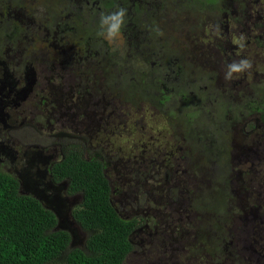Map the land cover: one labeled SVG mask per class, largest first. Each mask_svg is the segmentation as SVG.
I'll return each mask as SVG.
<instances>
[{"label":"rangeland","instance_id":"rangeland-1","mask_svg":"<svg viewBox=\"0 0 264 264\" xmlns=\"http://www.w3.org/2000/svg\"><path fill=\"white\" fill-rule=\"evenodd\" d=\"M260 3L263 6L261 8H264V0H260ZM195 22L196 18L191 19V24L187 23V27ZM179 24L184 28L182 22ZM159 25H156L157 30ZM251 25L248 24V27H251L248 30L254 35L258 34V29ZM169 27L168 23L164 27L160 26V33H167ZM236 28L237 25L228 24V30L221 32V27L214 21L201 22V25L196 28L195 33L203 36L198 40L204 44H211L212 48L213 46L216 49L223 48L222 44L228 41L227 49H225L227 52L222 56L225 61L222 64V59L213 62L212 66L203 72H211L212 76L222 74L221 83L224 86L219 87L231 89L233 100L238 101L236 93L238 91L245 99H260L264 106V91L260 89L264 85V37L261 44L255 46L258 48H255L248 40L251 38L248 36L250 34L247 31L236 34ZM182 32L183 30L177 31L179 36L182 35ZM146 33L153 36L155 32L149 29ZM231 34L236 35L230 39ZM122 42V39H119L116 44L120 54L117 58L123 57ZM241 44L243 47H240ZM240 59L249 60L251 68L243 73L234 74V78L231 80H226L224 76L227 65ZM200 60H202L200 57L193 59L195 63ZM41 74L43 73L41 72ZM251 79L254 81L250 85ZM61 83L58 79L52 78L45 86L17 88L18 99L15 110L18 111L16 115L19 116L20 126H31L28 122L30 120L36 126V130L31 132V137L28 138L24 132L28 135L27 130H31V128L26 130V128L19 127L16 132L19 142L13 145L14 152L3 156L0 154V159H6L7 169L3 171L11 172L21 179L22 185L19 191L41 200L56 215L58 227L70 233L72 246H83L87 233L76 225L70 213L79 201V196L78 194L69 195L65 182H51L46 172L49 163L52 160H57L60 156V147L76 144L81 150L83 148L82 141L79 139L50 136V133L58 134L63 130L74 133L82 128L90 136V145L84 151V155L98 154L107 160L108 166L105 171L111 182L114 181L115 191L111 196L113 205L118 203V210L123 216L131 213V216L139 217L142 213L144 216L152 217L153 221L150 222L153 224L156 220L155 226L157 224L159 235L162 232L163 237L167 238L165 245H160L159 241L149 244L144 239L150 230L138 228L133 233L134 241L137 244L123 264L214 263L215 258L211 254L210 244L200 243L208 237L199 239L196 234L192 235L194 228H191V224L195 222V218L193 213L190 215L185 212L191 210L189 197L179 194L180 197L186 198L185 201L173 197L175 196L172 191L174 183L171 178L173 172L178 173L179 180L185 178L181 154L187 150L185 142L177 135V132H174L178 127V116L165 120L159 114L158 106L153 108L137 94L127 96L126 100L108 102V98L112 96L108 87L103 91L101 90L103 87L97 90L99 95H105L106 98H98L94 106L93 104L89 105L90 99L86 98L88 105L79 109L73 104L79 88L76 86L65 87ZM194 83L196 86L201 84L203 88V85L208 86L206 80L194 81ZM47 94L57 96L53 97L58 101L57 103L51 101L55 105V109L49 106L50 104L46 106L42 103V101H46ZM220 99L215 96L203 100L198 111L201 114L212 111L216 101ZM223 100L228 99L224 98ZM96 105L98 107L94 108ZM137 106H142L144 111L138 112L135 109ZM155 111L156 113H154ZM258 115H252L251 118L259 117ZM245 130L250 131V127L247 126ZM243 131L241 125L235 126L231 132H227L225 126L222 129V139L225 140V147L229 148V153L221 159L224 165L219 169L224 172L223 178L232 193L228 194L227 207L221 208L223 212L220 214L222 217L225 215L228 218L227 222L222 223V238L225 244H218L228 251H225L227 255L219 256V259L220 257L227 258L221 264H264V248L260 255L256 253L257 245H261L256 238L257 232L259 234L264 232V121H259L257 141L251 134ZM251 138L254 146L250 141ZM0 141H3L2 137H0ZM26 143L34 145L28 146ZM53 143L54 145L51 146ZM40 145H46V147L42 149ZM153 156L157 159L158 167L169 171V180L165 181L162 175L161 177L156 176L155 180L147 179L146 183L144 181V186H139L138 197H127L126 185L129 183L130 176H134V174L145 176V170L149 167L148 161ZM126 163L127 166H124ZM121 164L122 166H120ZM113 167L121 172L123 179L119 178L118 181L115 178ZM208 175L211 178L213 172L210 170ZM237 178L240 180V186L241 181L243 182V188H237ZM194 180V175L191 173V182ZM223 184L225 183L220 184L219 182L216 185L222 187ZM143 190H150L148 197L142 195ZM245 192L249 197H242ZM235 196L239 197L240 201L237 202ZM228 206L234 209H230ZM244 206L246 207L245 211L242 210ZM186 215L189 216L191 224L188 219L182 217ZM197 230L195 226V231ZM262 243L264 245V242Z\"/></svg>","mask_w":264,"mask_h":264},{"label":"trees","instance_id":"trees-1","mask_svg":"<svg viewBox=\"0 0 264 264\" xmlns=\"http://www.w3.org/2000/svg\"><path fill=\"white\" fill-rule=\"evenodd\" d=\"M190 6L191 13L202 16L201 19H204L203 16L215 19L218 15L234 17L235 8L230 5L229 0H191ZM243 8L246 10V5ZM221 19L223 18L219 17L216 21L220 22ZM137 25L140 26L138 30H143L141 24ZM90 27L92 26H85L83 32L91 30ZM129 28L125 25L122 31L125 29L128 31ZM149 29L152 32L157 31L154 26H148L147 30ZM186 29L189 31L191 26L184 28L185 31ZM144 35L151 36L147 33ZM153 38L151 36L150 43L142 46L156 52L169 44V42ZM262 39L261 36L248 38L254 47L260 45ZM122 41L123 57L120 58H117L120 54L116 44H112L113 41H109L108 44L97 43L94 45L95 49L91 47L95 58L93 62L99 64L97 66L99 77L109 85H115L118 81L128 84L134 89L132 95L139 92L144 95V99L154 98V102L161 109L166 106L168 113L179 115L178 129L181 133L177 135L185 142L187 150L181 154L185 178L179 180L178 185L172 189L175 193L174 198H178L179 194L189 197L191 210L185 212L190 215L193 213L195 222L191 224L187 215L182 217L188 219L191 228H194L192 235L196 234L199 239L208 237L200 243L210 244L211 254L215 258L212 264L224 263L227 258L220 257L219 259V256L227 255L225 251H228L218 244H225L222 238V223L227 222L228 218L220 214L223 212L221 208L227 207L226 199L232 192L223 178L224 172L219 169L224 165L221 159L229 153V148L225 147V140L222 139L223 132L220 127L225 126V130L231 132L234 125L243 121L239 113L246 112L247 107L250 108V113L259 114L260 120L264 121V106L260 99H245L238 91L236 92L238 101H236L233 100L231 89L212 84L204 88L201 84V86H196L195 83L191 85V80H188L191 75L188 71L181 75L180 87L165 84L161 88L156 83L157 79L160 80V71L155 68L146 71L145 69L140 70L135 67L136 65L129 66V62H133L136 57L132 54L133 43L126 42V39ZM194 46L193 44L191 47ZM200 51L197 46L195 52L191 53V64H196L198 68H208L210 64L206 61L200 60L198 63L193 61L194 58L201 56ZM141 57L143 59V55ZM152 61L159 62L148 56L144 63L149 66L148 64ZM179 63L188 64L190 62L186 56L180 55ZM116 64L119 65L117 70L113 69ZM202 71L204 70L201 69ZM208 75L211 73H197L196 78L206 80L209 78ZM252 81L254 79L250 80V85ZM262 86L260 89L264 91V85ZM206 90L212 95L205 94ZM216 92L218 94H215ZM201 94L221 98L216 101L213 108V111L217 113L211 112L216 113L217 117L196 119L191 124V107L194 102L198 103V96ZM224 98L228 100H223ZM163 100L169 101V105L161 106ZM174 100H177L178 104ZM196 112H194L195 115ZM211 113L208 115L210 116ZM220 119L223 120L222 123ZM107 166L108 163L103 156L94 154L85 158L81 149L76 145L65 146L58 159L49 165V173L53 182L65 180L68 184L69 195L78 194L79 196V201L70 213L76 225L87 233L81 247H73L70 233L58 227V219L54 212L38 198L22 194L19 191L22 184H19L17 176L3 171L0 166V264H123L137 244L133 233L138 228L144 230V223L153 221V218L143 214L140 217L123 216L120 213L118 203L113 205L111 200L114 181L111 182L106 174ZM210 170L213 172L211 178L208 175ZM191 173L194 175V182H191ZM219 182L225 184L217 187L216 184ZM235 197L237 202L240 201L239 197ZM179 200L185 201L186 198L179 196ZM228 208L234 209L231 206ZM195 226L197 231H195ZM257 234V241L261 245H257L256 253L260 255L264 248L262 243L264 232L261 234L257 232ZM164 240L157 230L147 232L144 239L149 244L159 241L160 245Z\"/></svg>","mask_w":264,"mask_h":264},{"label":"flooded vegetation","instance_id":"flooded-vegetation-1","mask_svg":"<svg viewBox=\"0 0 264 264\" xmlns=\"http://www.w3.org/2000/svg\"><path fill=\"white\" fill-rule=\"evenodd\" d=\"M190 2L191 0H0V137L3 139L2 142L0 141V154L3 156L14 152L13 145L19 142L16 135L19 127L26 128V130L27 128H31V130H27L28 135L24 132V135L28 136V138L31 137V132H35L36 130V126L30 120L28 122L31 126H20L19 116L16 115L18 111L15 110L17 107L16 100L18 99L16 93L19 87L45 86L52 78L58 79L65 87L76 86L79 88L76 100L73 102L74 106L79 109H83L88 104H93L94 106V103L100 97L106 98L105 95H99L97 92L102 87V91L108 87L112 93V96L108 98V102L126 100L127 96L133 94L132 90L134 89L120 81L115 85L106 84L99 77V68H97L99 64L93 62L95 58L91 47L94 48V45L101 42L108 44L110 41L96 35L99 30L98 24L101 13L115 11L118 7L127 9L125 25L130 28L128 31L126 29L123 30L119 38L113 41L112 44H117L119 39H126V42L133 43L132 54H135L136 57L133 62H129V66L136 65L135 67L140 70L145 69L146 71L153 68L160 71V80L157 79L156 83L161 88L165 84L180 87V77L185 71H188L191 75V78L188 79L191 80V85L194 81H202L201 78H196V74L204 73L203 71L201 72V69L204 71L208 69L205 67L198 68L196 64H191V53L195 52L197 46L201 50V56L199 57L203 61L208 62L210 66H212L213 62L221 61V59V64L225 61L222 56L227 52L224 46L227 49L228 41L222 44L223 48L219 49H216L214 46L212 48L211 44L200 42L198 39H201L203 36L197 35L195 30L201 25V22L214 21V23L221 27V32L228 30V24L237 25L236 34L247 31L250 34L248 35L249 37H264V8H261L263 6L260 0H229L230 5L235 8L233 12L234 17L218 15L215 19L210 16H203L204 19H201L202 16H196L194 13H191ZM245 5L246 10L243 8ZM219 17L223 19L217 22L216 20ZM194 18H196V22L190 25L191 29L189 31L187 29L185 31L184 28H187L185 22L191 24V19ZM179 22L183 23L184 28ZM167 23L170 24L167 33H160V26L164 27ZM249 23L258 29V34L254 35L248 30L251 29V27H248ZM137 24H141L143 30H138L140 26ZM147 24L155 28H157V24H160L159 29L153 33V39L169 42L168 46L162 47L156 52L142 46L145 43H150L151 36L144 35L148 31ZM85 26H92L90 27L91 30L83 32L85 31ZM176 30L179 32L183 30L182 35L179 36ZM191 33L193 34L192 37ZM236 34H231L230 39ZM196 40L198 42H195ZM193 44L195 46L192 48ZM180 55L186 56L190 63H179ZM148 56L159 60V62L152 61L148 64L149 66H146L144 61L148 59ZM118 66V64L114 65L113 69H119ZM208 76L209 78L206 79L208 84L217 87L224 86L221 83L222 74L219 76H212V74ZM203 86L205 87L206 85ZM134 94L144 99V95L139 92ZM205 94L212 95L207 90ZM54 96L56 95L47 94L46 101H42V103L46 106L50 104L49 106L55 109L56 107L51 101L55 103L58 101L53 99ZM193 96L195 97L196 95ZM198 97V103L194 102L191 107V124L196 119L204 120L209 117H217L216 113H211L213 110L204 114H201L199 111L196 112L203 100L215 96H204V94H201ZM86 98L90 99L88 104ZM145 101L153 108L159 107L154 102V98L145 99ZM174 102H177V100H174ZM169 103V101L163 100L160 105H169ZM96 107L98 105L94 108ZM135 109L138 112L143 110L142 106H137ZM162 109L159 107V114L165 120L175 116H178L179 119L178 114L175 113L173 115V113H168L166 106H163ZM194 112H196V115ZM209 113H211L210 116L208 115ZM239 114L243 121L238 122L234 127L241 125L242 130H244L243 132L251 134L257 141L259 137L257 135L259 117L251 118L252 115L256 114L255 112L250 113V108L248 107L246 112H240ZM222 122L223 120L220 119V123ZM251 122H253L252 126ZM247 126L250 127V131L245 130ZM176 128L174 132L181 133L180 129H178L179 127ZM220 128L222 131L223 127ZM84 133L85 131L81 128L74 133L63 130L58 134L54 133L52 135L50 133V136L81 140L83 145L82 154L85 158H88L89 156L84 155V151L90 145V136L88 133ZM250 141L252 143L253 139L251 138ZM26 144L28 146L34 145L33 143ZM252 145L254 146V143ZM40 147L44 149L46 145H40ZM77 147L80 148L79 146ZM63 149L64 147H60V154L63 153ZM5 160L0 159V166L3 170L7 169ZM54 161L56 160H52L49 165ZM127 163L124 166H127ZM148 163L149 167L145 170V176L141 177V175L136 174L130 176L129 183L126 185L127 197H138L140 193L139 186H144L147 179L155 180L156 176L159 175L161 177L162 175L165 181L169 180V171L158 167L157 159L154 156ZM49 165L46 172L50 181L53 182L49 173ZM113 172L118 181L119 178L123 179L121 172L116 167H113ZM17 179L20 184L21 179L18 176ZM171 181L174 183L173 188H175L179 183L178 173L173 172ZM57 182L66 183L65 180ZM239 183L240 180L238 179L237 188H243V182L241 181V186ZM66 188H68L67 183ZM111 190V196H113L115 190L114 188ZM148 192L150 190H143L142 195L148 197ZM242 197H249L248 193L245 192V195ZM177 200H179V196ZM245 209L246 207L244 206L242 210L245 211ZM127 215L131 216V213ZM144 226V229L150 231L158 229L155 223L150 224V222H145ZM163 230L165 231V228ZM160 237H163L162 232L160 233ZM164 239V242L161 243L162 245H165L164 243L167 240L166 237Z\"/></svg>","mask_w":264,"mask_h":264},{"label":"clouds","instance_id":"clouds-1","mask_svg":"<svg viewBox=\"0 0 264 264\" xmlns=\"http://www.w3.org/2000/svg\"><path fill=\"white\" fill-rule=\"evenodd\" d=\"M127 9L118 7L115 11L109 13H101L99 19V30L96 35L106 40L115 41L119 38L123 27L125 26V17ZM243 47V44L240 45ZM251 62L247 59L233 61L227 65V71L224 78L231 80L234 74H240L251 68Z\"/></svg>","mask_w":264,"mask_h":264}]
</instances>
